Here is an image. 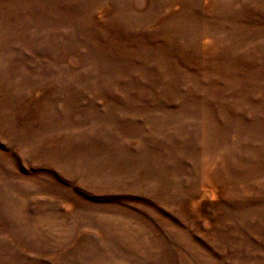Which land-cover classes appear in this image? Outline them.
<instances>
[{
	"label": "rangeland",
	"instance_id": "374dc122",
	"mask_svg": "<svg viewBox=\"0 0 264 264\" xmlns=\"http://www.w3.org/2000/svg\"><path fill=\"white\" fill-rule=\"evenodd\" d=\"M0 264H264V0H0Z\"/></svg>",
	"mask_w": 264,
	"mask_h": 264
}]
</instances>
